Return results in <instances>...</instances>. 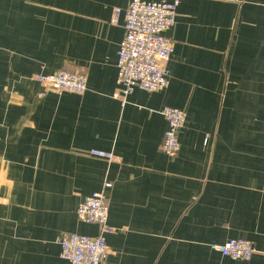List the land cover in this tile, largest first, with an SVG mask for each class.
<instances>
[{
	"label": "crops",
	"instance_id": "obj_1",
	"mask_svg": "<svg viewBox=\"0 0 264 264\" xmlns=\"http://www.w3.org/2000/svg\"><path fill=\"white\" fill-rule=\"evenodd\" d=\"M128 1L0 0V264H71L59 239L97 233L76 210L103 189V264H264V0H179L168 86L135 88L122 105ZM59 70H83L86 90L34 79ZM164 106L186 113L173 158ZM231 238L256 252L210 248Z\"/></svg>",
	"mask_w": 264,
	"mask_h": 264
},
{
	"label": "built area",
	"instance_id": "obj_2",
	"mask_svg": "<svg viewBox=\"0 0 264 264\" xmlns=\"http://www.w3.org/2000/svg\"><path fill=\"white\" fill-rule=\"evenodd\" d=\"M179 0L172 2H149L129 0L123 12L124 36L117 51L118 89L114 96L124 105L127 96L139 88L146 92L163 90L169 84L167 64L174 45L165 35L176 18ZM121 8L115 7L112 24L119 22ZM41 86L57 93L82 94L86 90V74L83 70L73 72L59 70L51 74H38L34 78ZM43 95V93L41 94ZM161 114L167 128L161 143L162 152L169 158L180 149L179 132L186 120V113L176 107L164 106ZM207 139L205 140V144ZM90 155L112 160V152L91 149ZM109 183L104 184L108 188ZM108 197L105 190L92 192L78 205L77 218L87 224H95L97 233L87 235L66 233L59 239L60 256L71 264H103L107 254L106 234L113 231L108 224ZM210 248L233 260H249L256 252L249 240L231 238L222 244L212 243Z\"/></svg>",
	"mask_w": 264,
	"mask_h": 264
}]
</instances>
